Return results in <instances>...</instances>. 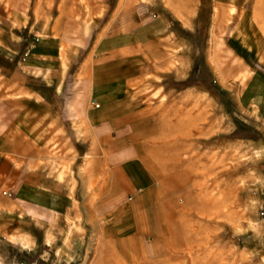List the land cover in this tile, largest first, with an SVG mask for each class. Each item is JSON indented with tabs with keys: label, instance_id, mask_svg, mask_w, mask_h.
<instances>
[{
	"label": "crops",
	"instance_id": "1",
	"mask_svg": "<svg viewBox=\"0 0 264 264\" xmlns=\"http://www.w3.org/2000/svg\"><path fill=\"white\" fill-rule=\"evenodd\" d=\"M71 3L43 7L38 21L54 12L56 25L79 22ZM204 6L202 52L264 126V0ZM18 12L0 0V246L100 236L126 264L178 246L191 219L222 204L220 177L207 180L205 148L191 143L205 132H191L172 100L162 111L173 80L189 76L194 36L158 12L79 54L60 32L19 31ZM239 196L264 211L261 182ZM260 228L254 254L264 264V217Z\"/></svg>",
	"mask_w": 264,
	"mask_h": 264
},
{
	"label": "rangeland",
	"instance_id": "2",
	"mask_svg": "<svg viewBox=\"0 0 264 264\" xmlns=\"http://www.w3.org/2000/svg\"><path fill=\"white\" fill-rule=\"evenodd\" d=\"M68 1L78 4L79 22L70 19L56 25L52 18L54 12L48 13L44 22L38 21L43 7L53 4L56 10L57 5ZM50 2L15 0L19 31L30 35L60 32L77 41L79 54H88L102 35L125 29L140 18L158 12L194 36L189 76L180 71L178 79L173 80L176 90L167 98L163 96L162 111L165 103L172 100L178 106L176 114L188 112L192 117L191 132H205V136H191V139H200V142L191 143L205 148L211 171L207 172V180L214 175L220 177L222 204H207L205 214L191 219L189 226L180 230L187 233L178 246L157 245L129 264H260L254 254V241L258 242L255 239L261 233L260 218L264 217V211L261 205L252 206L239 195L240 191L249 192L251 186L258 194L260 182L264 184V149L261 150V146L264 148V126L245 114L237 102V87L228 82V77L220 76L202 52L205 27L199 29V25L204 24V12H201L205 8L204 0ZM204 21L207 22L206 17ZM253 198L256 201L257 197L249 199ZM0 264L126 263L100 236H48L27 246L23 242L0 246Z\"/></svg>",
	"mask_w": 264,
	"mask_h": 264
},
{
	"label": "bare ground",
	"instance_id": "3",
	"mask_svg": "<svg viewBox=\"0 0 264 264\" xmlns=\"http://www.w3.org/2000/svg\"><path fill=\"white\" fill-rule=\"evenodd\" d=\"M190 121H191V120H190ZM182 129H183V128H182ZM261 147H262L261 150L264 149L263 146H261ZM256 150H257V149H256ZM258 151H259V150H258ZM256 152H257V151H256ZM257 153H258V152H257ZM260 155H261V154H260ZM116 254H117V253H116Z\"/></svg>",
	"mask_w": 264,
	"mask_h": 264
}]
</instances>
